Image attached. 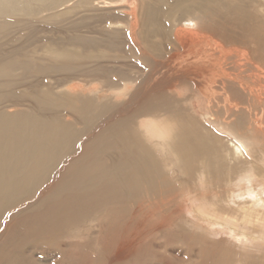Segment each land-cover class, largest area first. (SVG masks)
I'll list each match as a JSON object with an SVG mask.
<instances>
[{"label": "bare ground", "instance_id": "6f19581e", "mask_svg": "<svg viewBox=\"0 0 264 264\" xmlns=\"http://www.w3.org/2000/svg\"><path fill=\"white\" fill-rule=\"evenodd\" d=\"M31 1L44 19H78L75 33L49 38L55 49L43 55L55 60L37 74L51 81L37 77L46 88L31 112H8L16 103L0 95V210L26 198L12 217L29 213L22 220L34 235L64 228L76 210L132 198L140 185L161 186L155 173L177 168L206 192L216 173L225 195L186 194L205 231L264 245V0ZM32 12L23 0H0L5 73L31 65L5 45ZM14 79L2 84L22 77Z\"/></svg>", "mask_w": 264, "mask_h": 264}, {"label": "rangeland", "instance_id": "374dc122", "mask_svg": "<svg viewBox=\"0 0 264 264\" xmlns=\"http://www.w3.org/2000/svg\"><path fill=\"white\" fill-rule=\"evenodd\" d=\"M23 1L24 7L30 6V10L33 12L21 15V31L18 36L20 38L7 40L5 52L10 55L13 50H16V59L20 62L30 61L31 65L24 69L19 67L20 70L18 67L10 68L8 73L3 72L0 67V84L5 78L15 80L16 77H22V79H17V83L0 85V95L1 93L5 94L9 104L16 103L15 107L7 110L8 112L15 110L31 112L32 107L36 106V94L42 92L40 89L46 88L42 83L41 85L35 84L37 77L47 78V83L51 81L47 75L48 72L42 71V74H37L38 68L43 65L47 67L50 61L55 60L43 55L47 53V49L50 52L55 49V46L50 47V39L64 36L61 32H57L60 28V31L67 32L69 35L75 33L73 24L78 19L72 13L62 17L44 19L43 16L48 13L44 12L39 15L38 3L31 1L33 3L31 4L30 0ZM46 26L48 27L46 28ZM36 49L39 50L35 52ZM3 74L8 76L4 77ZM33 113L35 112L33 111ZM45 113L50 115L49 111H45ZM93 130L97 131L98 128H93ZM91 132L94 131L91 130ZM82 140L80 139L79 146ZM151 150L155 159L162 161L159 162L162 171H168L167 164H164L166 161L164 160L163 163L164 155L157 151L155 146ZM156 152L160 153L159 156ZM177 172L176 168L175 173H166V176L160 175V177L155 173L153 174L156 177L155 183L160 182L161 186L148 189L149 185L143 184L140 185L135 195H132V198L126 196L122 202L109 200L99 206H94L90 212L79 213L77 211L80 210H76L71 212V219H68L71 225L65 223L64 228L37 232V235H31L29 230L31 225L22 220V217H26L29 213L18 212L20 220L17 223L12 217L15 206L21 208L27 202L26 198L20 200L19 204L15 206L4 204L5 208L0 210V240L2 239L0 241V264H264V248H262L264 245L245 247L241 240L229 236L225 231H220L219 234L212 237L204 229L208 227L207 221L190 207L187 192L198 196L205 193L225 195L227 188L224 180L222 181L223 177L212 173L208 177L210 186L206 192L197 186L195 177L193 180L187 179ZM163 178H167L166 184L161 183ZM73 215L74 217H72ZM72 221L76 222L72 224ZM67 226L71 228L67 229ZM53 247L54 251H52ZM43 251L44 254H42ZM46 253L49 255L47 256Z\"/></svg>", "mask_w": 264, "mask_h": 264}]
</instances>
